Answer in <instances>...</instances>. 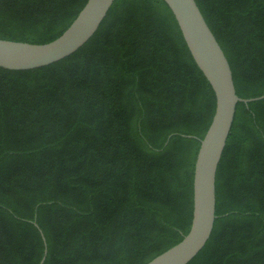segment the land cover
<instances>
[{
    "label": "trees",
    "instance_id": "16d2710c",
    "mask_svg": "<svg viewBox=\"0 0 264 264\" xmlns=\"http://www.w3.org/2000/svg\"><path fill=\"white\" fill-rule=\"evenodd\" d=\"M85 2L0 0V39L50 42ZM195 2L236 95H264V0ZM214 107L163 0H115L73 54L0 68V264H146L177 244ZM187 264H264V99L235 106Z\"/></svg>",
    "mask_w": 264,
    "mask_h": 264
},
{
    "label": "water",
    "instance_id": "95a60500",
    "mask_svg": "<svg viewBox=\"0 0 264 264\" xmlns=\"http://www.w3.org/2000/svg\"><path fill=\"white\" fill-rule=\"evenodd\" d=\"M114 1L86 0L70 25L50 42L34 44L0 39V68L31 70L73 54L94 35ZM163 1L173 14L194 63L215 97L214 112L200 139L194 162L189 230L177 244L146 263L187 264L204 247L213 228L215 175L231 128L235 106L238 102L247 104L264 99V95L249 99L236 95L228 61L195 0Z\"/></svg>",
    "mask_w": 264,
    "mask_h": 264
}]
</instances>
